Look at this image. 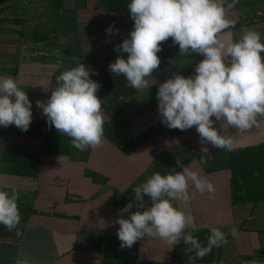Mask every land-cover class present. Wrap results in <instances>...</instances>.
I'll return each instance as SVG.
<instances>
[{"label":"crops","instance_id":"1","mask_svg":"<svg viewBox=\"0 0 264 264\" xmlns=\"http://www.w3.org/2000/svg\"><path fill=\"white\" fill-rule=\"evenodd\" d=\"M223 6L226 18L235 22L220 35L226 44L238 41L244 29L257 31L264 42V0H236L234 4L224 0ZM133 25L128 8L110 11L102 7V0H0V32L4 33L0 34V77L13 78L32 103L27 131L14 125L0 126V190L19 193L21 215L16 229H0V264H114L129 257L139 264H264V199L233 203L232 172L229 168L205 170L198 158L201 144L195 126L175 136L163 131L131 154L122 149L134 135L161 121L159 85L174 74L195 75L201 59L185 58L171 38L165 44L167 55L157 54L161 63L147 78L150 87L121 97L130 127L117 141L103 133V145L91 148L85 159L72 145L68 154L43 155L37 177L13 174L11 163L1 161L5 148L42 147L41 128L47 118L36 102H46L58 86L57 77L81 63L94 70L90 78L100 84L97 96L102 118L104 123L110 120V86L118 75H113L108 65L118 56L127 59L126 52L114 49L129 38ZM109 26H113L112 34L106 32ZM41 30L48 39L36 41L34 33ZM220 125V121L214 123L218 131L233 138L232 149L264 141V122L245 131L226 122L224 129ZM177 158L207 177L216 189L214 195L201 194L190 183L191 202L173 203L191 213L199 228L215 227L224 232L227 243L216 249L217 260L172 261L174 247L170 249L156 237L120 248L116 221L121 215L129 217L120 210L134 201L132 189L155 172L182 171ZM88 172L97 173L99 181ZM144 201L145 208L152 203L147 195ZM131 211H137L135 203ZM233 228L237 229L235 235ZM102 241L110 245L97 249L96 244Z\"/></svg>","mask_w":264,"mask_h":264},{"label":"clouds","instance_id":"2","mask_svg":"<svg viewBox=\"0 0 264 264\" xmlns=\"http://www.w3.org/2000/svg\"><path fill=\"white\" fill-rule=\"evenodd\" d=\"M236 0H233V4ZM224 0H130L127 8L134 21L129 38L114 49L126 52L127 59L118 56L108 65L114 75H122L133 89H148V77L161 63L158 52L171 38L180 54L195 53L201 59L195 75L174 74L161 83L157 91L158 113L170 129L188 130L195 126L200 139L202 162L211 147L231 151L233 138L214 127L216 121L248 130L264 122V42L255 30L244 29L241 38L225 43L224 30L234 26L226 18ZM232 5H229L231 7ZM113 26L106 32L113 33ZM228 59L226 64L225 58ZM83 63L65 70L57 77L58 86L46 102L37 100L49 127L71 138L72 147L83 152L103 145L102 103L97 96L100 84L90 78ZM215 118V120L213 119ZM32 121V103L27 93L11 77H0V126L14 125L27 131ZM182 171L162 175L155 172L142 185L132 189L134 201L121 209L127 212L116 221L120 248H131L138 240L156 237L170 249L183 241L189 259H203L213 248L227 243L223 231L211 228L206 245L193 234L200 229L191 213L174 206L187 205L196 191L214 195L215 187L207 177L183 164ZM151 200L145 208L144 196ZM19 193L0 190V225L9 231L17 228L21 215L17 200ZM135 203L137 211H131ZM140 209H143L142 211ZM190 230H187L189 229ZM187 230V231H186ZM237 229L233 228L235 235ZM17 234L20 233L17 231Z\"/></svg>","mask_w":264,"mask_h":264},{"label":"trees","instance_id":"3","mask_svg":"<svg viewBox=\"0 0 264 264\" xmlns=\"http://www.w3.org/2000/svg\"><path fill=\"white\" fill-rule=\"evenodd\" d=\"M130 0H102V7L110 11H121L127 8ZM36 41L48 39V35L44 30L34 33ZM166 42L161 47L162 50L158 55H167ZM185 58L199 60L203 59L201 55L195 53L184 54ZM110 86L112 97L107 105L110 113V120L103 124L104 135L112 141H117L120 136L128 131L130 124L124 112L120 99L123 96L133 94L135 89L130 87L124 76L118 75L116 81H112ZM43 126L46 131L43 133L44 139L42 147L39 150L12 149L5 148L1 154L2 162H10L12 165L11 173L17 175H26L37 177L40 172L42 156L46 154H68L70 153L71 138L62 135L56 131L54 127H49L48 122ZM168 131L170 135L175 136L183 131L179 129H170L162 121L154 123L143 132L134 135L123 147L126 154L133 153L140 145L149 141L154 136ZM91 148L81 152L80 157L85 159ZM200 153L198 158L206 171H214L222 168H229L232 172V200L233 203L244 201L257 202L264 199V141L247 147L232 149L231 151L213 148L207 153L205 160L202 162ZM1 169V167H0ZM95 181H99V175L94 172H88ZM29 211L36 210L27 208ZM0 225V229H4ZM199 232L193 234L200 240L202 245H206L207 237L210 234L211 228H199ZM190 230V229H187ZM186 230V231H187ZM110 245L109 242H98L97 249H106ZM187 246L181 241L180 244L174 246L172 261H211L217 260V248L206 255L203 259H189V254L185 249ZM114 264H139L133 257L117 262ZM142 264V263H140Z\"/></svg>","mask_w":264,"mask_h":264},{"label":"built area","instance_id":"4","mask_svg":"<svg viewBox=\"0 0 264 264\" xmlns=\"http://www.w3.org/2000/svg\"><path fill=\"white\" fill-rule=\"evenodd\" d=\"M261 14V13H260ZM42 132L44 133L46 131V127L45 126H42L41 128Z\"/></svg>","mask_w":264,"mask_h":264},{"label":"rangeland","instance_id":"5","mask_svg":"<svg viewBox=\"0 0 264 264\" xmlns=\"http://www.w3.org/2000/svg\"><path fill=\"white\" fill-rule=\"evenodd\" d=\"M12 30V29H11ZM0 34L2 35V34H4L3 32H0ZM106 242V241H105Z\"/></svg>","mask_w":264,"mask_h":264}]
</instances>
